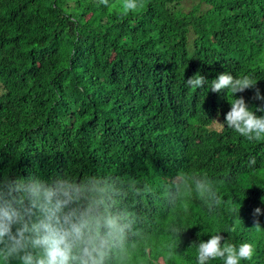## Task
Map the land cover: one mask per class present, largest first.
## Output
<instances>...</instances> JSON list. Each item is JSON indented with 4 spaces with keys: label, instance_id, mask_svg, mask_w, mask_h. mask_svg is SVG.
Returning a JSON list of instances; mask_svg holds the SVG:
<instances>
[{
    "label": "trees",
    "instance_id": "16d2710c",
    "mask_svg": "<svg viewBox=\"0 0 264 264\" xmlns=\"http://www.w3.org/2000/svg\"><path fill=\"white\" fill-rule=\"evenodd\" d=\"M186 1L123 15L122 0H0V176L101 179L129 264H197L218 233L254 246L240 264H264V140L227 127L234 94L211 91L230 72L264 94V0ZM255 88L236 97L264 116ZM199 175L218 191L212 211L188 187Z\"/></svg>",
    "mask_w": 264,
    "mask_h": 264
},
{
    "label": "clouds",
    "instance_id": "9594fccd",
    "mask_svg": "<svg viewBox=\"0 0 264 264\" xmlns=\"http://www.w3.org/2000/svg\"><path fill=\"white\" fill-rule=\"evenodd\" d=\"M99 2L109 5V0ZM142 6V0H122V14ZM205 82L199 73L187 79L192 88H201ZM257 83L251 75L234 77L224 72L212 81L211 87L212 92L227 89L234 94L226 125L249 141L264 140V116L249 110L246 100L236 94L255 88ZM252 99L264 102L259 88H255ZM256 111H264V107ZM255 164L252 158L250 166ZM188 187L208 205L209 211L221 203L218 191L206 176L199 175ZM261 214V208L254 209L257 229L261 227ZM128 229L122 215L109 204L104 182L99 178L76 180L57 174L43 179L31 172L27 176H0V264H129ZM175 233L180 235L179 229ZM224 240L218 233L201 241L197 264L217 258L224 264L252 259L255 249L251 243L237 247Z\"/></svg>",
    "mask_w": 264,
    "mask_h": 264
},
{
    "label": "rangeland",
    "instance_id": "374dc122",
    "mask_svg": "<svg viewBox=\"0 0 264 264\" xmlns=\"http://www.w3.org/2000/svg\"><path fill=\"white\" fill-rule=\"evenodd\" d=\"M197 3L194 0H187L184 4H183V9L184 11H188L189 9H191V7L193 6V4ZM203 9H205V6L203 5Z\"/></svg>",
    "mask_w": 264,
    "mask_h": 264
}]
</instances>
